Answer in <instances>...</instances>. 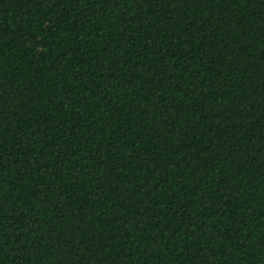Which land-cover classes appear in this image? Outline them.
Instances as JSON below:
<instances>
[{"label": "trees", "instance_id": "trees-1", "mask_svg": "<svg viewBox=\"0 0 264 264\" xmlns=\"http://www.w3.org/2000/svg\"><path fill=\"white\" fill-rule=\"evenodd\" d=\"M0 264H264V0H0Z\"/></svg>", "mask_w": 264, "mask_h": 264}]
</instances>
